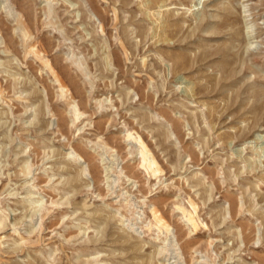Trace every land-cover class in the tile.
<instances>
[{
	"label": "rangeland",
	"instance_id": "rangeland-1",
	"mask_svg": "<svg viewBox=\"0 0 264 264\" xmlns=\"http://www.w3.org/2000/svg\"><path fill=\"white\" fill-rule=\"evenodd\" d=\"M0 264H264V0H0Z\"/></svg>",
	"mask_w": 264,
	"mask_h": 264
},
{
	"label": "bare ground",
	"instance_id": "bare-ground-1",
	"mask_svg": "<svg viewBox=\"0 0 264 264\" xmlns=\"http://www.w3.org/2000/svg\"><path fill=\"white\" fill-rule=\"evenodd\" d=\"M200 1V0H199ZM181 62V61H180ZM178 63H179V60H178ZM187 90V89H186ZM187 92V91H186Z\"/></svg>",
	"mask_w": 264,
	"mask_h": 264
}]
</instances>
